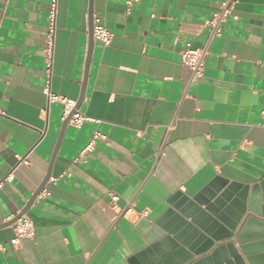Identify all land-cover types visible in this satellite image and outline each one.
Segmentation results:
<instances>
[{"label":"crops","instance_id":"1","mask_svg":"<svg viewBox=\"0 0 264 264\" xmlns=\"http://www.w3.org/2000/svg\"><path fill=\"white\" fill-rule=\"evenodd\" d=\"M222 2L139 0L128 13L126 0H93L114 41L94 40L79 108L87 119L67 126L53 159L65 105L45 87L76 108L91 0H59L50 76V0H0V183L12 176L0 188V264H158L166 254L153 230L178 192L228 191L225 208L243 194L237 233L249 216L264 224V0H240L201 79L181 61L207 43ZM25 210L36 236L16 248L9 224Z\"/></svg>","mask_w":264,"mask_h":264},{"label":"water","instance_id":"2","mask_svg":"<svg viewBox=\"0 0 264 264\" xmlns=\"http://www.w3.org/2000/svg\"><path fill=\"white\" fill-rule=\"evenodd\" d=\"M93 27V0H91L90 47L86 63L83 91L75 110L63 123L53 159L58 154L70 118L75 111L79 110L84 100L89 68L95 46ZM50 178L51 170L47 173L27 207H29L44 190ZM201 195V197L196 196L190 198L178 192L168 200L170 208H168L165 214L155 223L156 227L153 230V234L156 238L153 247L156 248V250L158 248H163V253L166 254L163 256L159 254L156 261L161 259L158 264L264 263V224L257 223L249 216L240 229V232L237 233L238 225L246 215V208L243 200L245 199L244 195L241 194L242 204H240L238 200L234 202L231 201L230 207L227 208H225L224 204L226 201L230 200L228 191H225L218 200H215L216 196L207 192ZM231 207L236 208L237 213H234ZM224 208L226 209L225 211H223ZM26 211L27 210L19 214L9 225H13L22 216L26 215ZM228 216H231L233 221H231ZM252 225L256 226L253 227ZM224 227H227L228 231L225 236H222V232L225 231ZM232 238H234V242H227L228 239ZM236 245H238V248ZM212 249L213 251L209 255L208 253Z\"/></svg>","mask_w":264,"mask_h":264},{"label":"built area","instance_id":"3","mask_svg":"<svg viewBox=\"0 0 264 264\" xmlns=\"http://www.w3.org/2000/svg\"><path fill=\"white\" fill-rule=\"evenodd\" d=\"M139 0H126V5L128 8V13L137 4ZM240 0H223L219 11L212 14L210 20L207 23L209 30V36L207 43L198 49H186L181 54L182 64L188 67L192 71V81H197L201 79L205 72L206 67V57L209 54V49L212 42L222 37L223 35V24L230 18L237 20L238 17L235 14V8ZM59 0H50V13H49V25H48V40L46 42V54L48 57L47 74L51 75L53 51H54V41L57 30V12H58ZM93 37L97 43H100L103 47L107 48L111 46L114 41V34L107 29L104 20L99 16H94L93 18ZM45 92L48 96L50 103L60 102L65 105V112L63 120H67L71 113L75 110L74 104L67 102L64 98L57 95H53L50 90V80L47 81ZM86 116L82 114L79 110L75 111L69 120V125L76 128H81L86 121ZM101 136H97L100 138ZM94 142H91L85 150L80 154L81 159H85L89 153L94 150ZM21 162L24 160L18 158ZM12 176H8L5 181H11ZM55 181V179H52ZM0 183V188H2L3 183ZM119 200L117 196H112V202L116 203ZM144 215H147L144 213ZM15 236L11 241L13 247L18 248L21 245L22 240L34 239L36 236L34 222L28 218L26 215L22 216L13 225Z\"/></svg>","mask_w":264,"mask_h":264}]
</instances>
